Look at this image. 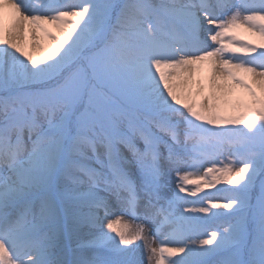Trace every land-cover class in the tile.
Segmentation results:
<instances>
[{
  "label": "snow or ice",
  "instance_id": "snow-or-ice-1",
  "mask_svg": "<svg viewBox=\"0 0 264 264\" xmlns=\"http://www.w3.org/2000/svg\"><path fill=\"white\" fill-rule=\"evenodd\" d=\"M145 253L264 264V0H0V264Z\"/></svg>",
  "mask_w": 264,
  "mask_h": 264
},
{
  "label": "rangeland",
  "instance_id": "rangeland-1",
  "mask_svg": "<svg viewBox=\"0 0 264 264\" xmlns=\"http://www.w3.org/2000/svg\"><path fill=\"white\" fill-rule=\"evenodd\" d=\"M242 92V91H241ZM225 115H230L232 114L231 113V110H227L225 113ZM228 158L227 157V153H225L223 156H220L219 159H226ZM167 181L168 183L171 185V188H172V191L174 193L175 191V176L174 174L167 177ZM188 187H193L191 185H189ZM235 188L234 185H228V184H224V183H218L216 184L215 187L213 188H209V187H204L203 190L198 194L197 197H187V199H199L200 196H213L215 197L216 199H220L222 197H224L225 195H227V193L225 191H218L219 190H224V189H233ZM183 195V194H181ZM206 203V202H205ZM212 211H227V210H223V209H213ZM125 220H128L130 221L131 223L135 224V223H140V221H131L129 220V218L125 217ZM148 231H147V235H154V229L152 228L151 225H146ZM206 227L209 229V230H212L214 228H218L220 231H223L222 227H220V222L219 221H209V223L206 225ZM141 244V251H142V248H143V242H138ZM170 246V245H169ZM177 259L179 257H176Z\"/></svg>",
  "mask_w": 264,
  "mask_h": 264
},
{
  "label": "bare ground",
  "instance_id": "bare-ground-1",
  "mask_svg": "<svg viewBox=\"0 0 264 264\" xmlns=\"http://www.w3.org/2000/svg\"><path fill=\"white\" fill-rule=\"evenodd\" d=\"M48 27L49 31L57 37V39H62L63 38V35H62V32L61 31H58L56 30L55 28L51 27V26H46ZM237 35L240 37V41L241 42H251V43H258L259 42V38L258 37H255L253 36L251 33L247 32L246 30L244 29H239L237 30ZM43 44H44V49L43 51L41 50H34L31 46V42L28 41L25 43L24 47H25V50L27 52H30V53H33L37 56H44L46 55L47 53V50L50 49V48H53L55 47L54 44H52L51 41H48V40H43L42 41ZM9 51H13L12 49H9ZM201 76L203 77H206L208 75L207 73V70H205L204 73L200 74ZM196 89L193 88L192 89V96H191V99L192 101H198L199 100V96L196 95ZM237 95H243V93L241 92V90H237ZM126 222L129 223L130 226H134L133 223H131L130 221L128 220H125ZM149 237H152L153 235H148ZM142 253H144V249L142 248ZM144 261H145V264H147V259H146V253L144 254Z\"/></svg>",
  "mask_w": 264,
  "mask_h": 264
}]
</instances>
